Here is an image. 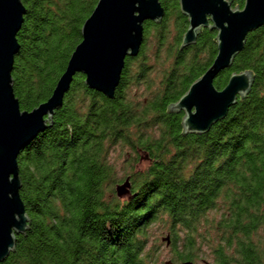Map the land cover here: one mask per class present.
<instances>
[{
	"label": "trees",
	"instance_id": "16d2710c",
	"mask_svg": "<svg viewBox=\"0 0 264 264\" xmlns=\"http://www.w3.org/2000/svg\"><path fill=\"white\" fill-rule=\"evenodd\" d=\"M22 1L27 14L13 79L22 110L32 111L51 98L99 0ZM160 1L166 15L146 23L140 54L126 59L115 98L89 89L78 74L51 126L22 152L21 198L31 222L0 264H155L147 233L158 223L169 232L173 263H195L214 231L215 264H264V244L253 239L264 227V26L248 35L244 50L215 80L222 90L232 74L252 72L249 94L209 133L185 134V114L172 106L211 67L217 32L204 29L196 44L182 49L188 18L179 0ZM244 2L232 1L234 8ZM171 28L174 64L138 111L126 91L145 80L151 40L160 44ZM77 91L90 100L84 108ZM119 144L137 162L144 154L148 166L132 176L127 200L117 193L107 200V186L117 178L107 153ZM211 212L222 213L218 223L207 219Z\"/></svg>",
	"mask_w": 264,
	"mask_h": 264
},
{
	"label": "water",
	"instance_id": "95a60500",
	"mask_svg": "<svg viewBox=\"0 0 264 264\" xmlns=\"http://www.w3.org/2000/svg\"><path fill=\"white\" fill-rule=\"evenodd\" d=\"M232 1L179 0L181 13L189 22L182 49L196 44L204 29L217 32L218 49L211 67L172 106L173 111L185 114V134L209 133L253 85V73L245 71L232 74L224 89L215 86L221 72L229 69L244 50L248 35L264 26V0H245L243 8H234ZM26 14L22 0H0V263L15 252L17 237L26 234L31 222L21 198L18 159L22 152L51 126L78 74L86 77L89 89L114 99L126 59L140 54L146 23H161L166 10L160 0H99L81 29L82 40L51 98L32 111L22 110L13 79L21 50L17 37ZM131 188L128 177L116 188L118 198L130 195ZM163 240L170 245V236Z\"/></svg>",
	"mask_w": 264,
	"mask_h": 264
},
{
	"label": "rangeland",
	"instance_id": "374dc122",
	"mask_svg": "<svg viewBox=\"0 0 264 264\" xmlns=\"http://www.w3.org/2000/svg\"><path fill=\"white\" fill-rule=\"evenodd\" d=\"M169 25H173V20L169 21ZM169 36L162 41L160 44L156 42L155 39L151 40V44L148 46V64L147 72L145 73V80L139 82L138 84L132 83V85L126 91V97L134 105V107L141 111L145 105L154 97V95L159 91L163 80L171 70L176 52V31L171 28ZM137 67H134V73ZM76 93V92H75ZM80 93L77 91L76 94ZM77 103L84 108L90 102L84 95L80 93L76 99ZM75 101V102H76ZM83 111V110H82ZM148 132H150L148 130ZM132 151L121 144L110 148L107 153V161L111 163L116 172V180L113 185L107 186V200L112 198L116 194V188L118 185L124 183L126 176H132L138 171L144 170L148 166V160L145 155L141 152L138 153L142 158L137 162L131 157ZM135 160V161H130ZM133 182V181H132ZM130 195L123 197V200H127ZM221 212L218 214L211 212L208 214L207 219L209 221H215L218 223L221 219ZM203 233V232H201ZM148 236V249H152L154 252L155 264H166L168 261H174L175 252L171 247V243L168 246L167 242L163 239L167 238L169 232L167 227L162 223L152 225L147 233ZM211 242L212 245H208V242H204L201 248L196 251V261L195 264H215L214 249L217 246L218 238H216V232H211ZM255 242L264 244V227H262L253 237ZM185 249L180 246L179 252H185Z\"/></svg>",
	"mask_w": 264,
	"mask_h": 264
}]
</instances>
